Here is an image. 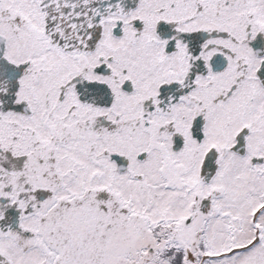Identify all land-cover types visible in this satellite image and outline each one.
<instances>
[{"label": "snow or ice", "instance_id": "1", "mask_svg": "<svg viewBox=\"0 0 264 264\" xmlns=\"http://www.w3.org/2000/svg\"><path fill=\"white\" fill-rule=\"evenodd\" d=\"M0 264H264V0H0Z\"/></svg>", "mask_w": 264, "mask_h": 264}]
</instances>
